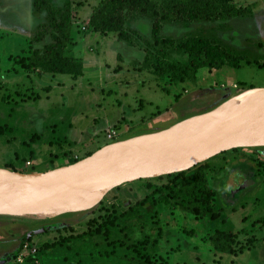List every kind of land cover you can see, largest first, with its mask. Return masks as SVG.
Wrapping results in <instances>:
<instances>
[{"label":"rangeland","instance_id":"rangeland-1","mask_svg":"<svg viewBox=\"0 0 264 264\" xmlns=\"http://www.w3.org/2000/svg\"><path fill=\"white\" fill-rule=\"evenodd\" d=\"M104 1L0 0V167L13 163L23 173H35L65 166L111 143L162 131L220 107L232 90H238L234 97L264 88V0H232L243 15L189 26L175 23L173 13L160 37L174 45L146 38L133 47L120 42L118 34L91 26ZM68 3L73 43L67 53L83 59L84 74L37 77L15 58L33 53L39 46L35 35L48 22L51 7L65 10ZM138 20L133 26L140 30L146 25ZM196 34L248 62L239 69L202 70L194 82L173 85L160 79L155 66L162 52L170 61L187 63L188 55L177 44ZM204 163L223 211L219 221L198 219L162 201L167 181L138 180L113 189L75 221L70 216L42 221L0 215V260L19 251L26 233L47 227L24 244L23 262L12 258L8 264H264V146L228 151ZM149 196L157 202L151 223L128 217L130 208ZM68 222L70 227H64ZM216 229L236 233L235 254L212 249L209 237ZM46 243L43 259H30V249Z\"/></svg>","mask_w":264,"mask_h":264},{"label":"trees","instance_id":"trees-1","mask_svg":"<svg viewBox=\"0 0 264 264\" xmlns=\"http://www.w3.org/2000/svg\"><path fill=\"white\" fill-rule=\"evenodd\" d=\"M42 2L46 3L45 1ZM53 8L51 7L48 22L40 25L39 31L35 35L34 40L39 46L35 47L33 53L28 57H16L15 62L21 65L24 70L34 72L37 77H41L42 73L70 75L74 78L83 76L85 70L83 59L70 56L67 53L73 43L70 3L66 5L65 10ZM173 13L176 16L175 23L189 26L196 21L213 22L241 16L243 9L232 4V0H189L188 5L181 7L178 5L171 7L165 4L158 6L152 0H105L94 11L91 26L95 31L103 34H118V40L129 47L135 46L137 40L146 38L154 39L157 44L164 42L174 45V40H164L160 37L163 23L172 21L171 15ZM137 19H140L137 22H144L146 26L140 30L135 28L133 22ZM177 49L188 55L187 63L170 61L166 53L162 52L161 58L155 66L157 76L168 84L194 82L202 70L208 69L210 73L224 67L239 69L242 62H248L242 54L202 34L188 36L177 44ZM119 58L121 59V56ZM237 91L232 90L229 96L232 97ZM3 135L0 132V136ZM237 149L239 148L233 150L236 151ZM4 166L13 171H21L13 163ZM154 180L167 181L165 190L160 194L165 203L171 204L182 212L192 214L198 219H208L209 222L222 219L223 211L219 207L218 198L212 188L205 163H201L188 171L161 176L154 178ZM156 203L154 198L149 196L146 201L131 207L128 217L140 218L142 224H149L153 220ZM94 209L66 213L58 217L70 216L75 221ZM91 223L90 221L88 224L90 228ZM68 224L64 227H70L71 223L68 222ZM104 233H108L107 227ZM27 234L23 238L19 251L12 256H7L10 260L17 258L22 246L31 239V236L26 238ZM236 237V233L233 231L216 229L209 237V244L216 252L235 254L234 242ZM46 245L48 244L36 245L37 253L35 256H30V259L35 260L36 263L43 259ZM146 263L152 264L147 260Z\"/></svg>","mask_w":264,"mask_h":264},{"label":"water","instance_id":"water-1","mask_svg":"<svg viewBox=\"0 0 264 264\" xmlns=\"http://www.w3.org/2000/svg\"><path fill=\"white\" fill-rule=\"evenodd\" d=\"M234 97L232 111L224 110L221 105L193 116H205L207 121L213 116L229 119L224 127L195 135L189 143L168 154L117 153L103 147L73 164L44 172L23 173L0 167V214L36 202L60 205L67 209L66 213L89 211L123 184L188 171L236 148L263 147L264 88H251ZM170 128L154 133L165 136ZM100 179L106 180L100 182ZM49 229L29 232L26 238ZM8 261V257L1 259L0 264Z\"/></svg>","mask_w":264,"mask_h":264},{"label":"bare ground","instance_id":"bare-ground-1","mask_svg":"<svg viewBox=\"0 0 264 264\" xmlns=\"http://www.w3.org/2000/svg\"><path fill=\"white\" fill-rule=\"evenodd\" d=\"M235 98L224 103L223 109L232 111V103L235 101ZM228 120L222 119L220 116H213L209 121H207V117L205 116L202 118L191 117L172 125L170 132L165 136H159L154 132L141 134L124 141L111 143L105 146L104 149L117 153L149 152L168 154L189 143L195 135L224 127ZM185 129L189 130L183 131ZM103 180L106 179H100V182ZM66 212L67 209L60 205L36 202L9 208L0 215L11 218H29L45 221L64 215Z\"/></svg>","mask_w":264,"mask_h":264},{"label":"built area","instance_id":"built-area-1","mask_svg":"<svg viewBox=\"0 0 264 264\" xmlns=\"http://www.w3.org/2000/svg\"><path fill=\"white\" fill-rule=\"evenodd\" d=\"M28 164H30V163H28ZM23 248H25V249H27V246L26 245H23L22 246V249ZM21 249V250H22ZM37 250H38V248H37V246H33L31 249H30V256H35L36 255V253H37ZM24 258V253H19V255L17 256V260L18 261H20V262H23V259Z\"/></svg>","mask_w":264,"mask_h":264},{"label":"crops","instance_id":"crops-1","mask_svg":"<svg viewBox=\"0 0 264 264\" xmlns=\"http://www.w3.org/2000/svg\"><path fill=\"white\" fill-rule=\"evenodd\" d=\"M49 95V94H48ZM50 97V96H49ZM94 134V133H93ZM237 255V254H236Z\"/></svg>","mask_w":264,"mask_h":264}]
</instances>
